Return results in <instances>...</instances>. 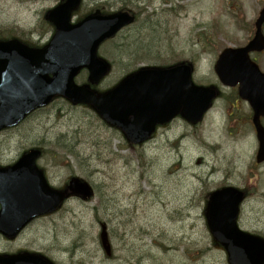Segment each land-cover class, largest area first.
<instances>
[{
	"label": "rangeland",
	"instance_id": "obj_1",
	"mask_svg": "<svg viewBox=\"0 0 264 264\" xmlns=\"http://www.w3.org/2000/svg\"><path fill=\"white\" fill-rule=\"evenodd\" d=\"M56 1L0 0V30L46 42L50 32L41 16ZM91 2L84 0L80 11ZM96 5L111 11L126 7L138 15L99 51L113 63L98 85L103 91L142 66L194 56L200 57V71L210 74L213 50L244 43L264 0H94ZM32 29L38 30L35 35L29 33ZM204 33L216 41L211 47ZM143 52L152 59L137 61ZM222 118L215 109L195 130L175 121L135 147L90 107L57 99L3 131L2 165L41 146L49 154L38 164L52 185L63 187L78 176L94 186L95 195L67 201L58 214L36 220L15 243L0 239V252L39 251L58 264H229L208 227L206 196L227 185L247 189L239 226L264 236V163H256L255 135L227 136ZM103 223L110 254L101 242Z\"/></svg>",
	"mask_w": 264,
	"mask_h": 264
},
{
	"label": "water",
	"instance_id": "obj_2",
	"mask_svg": "<svg viewBox=\"0 0 264 264\" xmlns=\"http://www.w3.org/2000/svg\"><path fill=\"white\" fill-rule=\"evenodd\" d=\"M78 1L67 0L50 13L57 33L45 49H33L17 40L0 41V129L18 124L56 95H63L73 103L93 105L133 143L148 139L156 125L171 119L182 105L189 120L198 122L202 118L216 92L193 83L190 64L143 67L101 95L88 85L76 84L75 76L84 66L89 68L90 81L94 84L108 74L110 64L98 57L97 48L133 20L130 13L118 12L96 14L94 18L71 25V11ZM263 23L264 8L257 21L255 38L245 48L225 49L216 67L224 83L241 82V95L252 103L257 113L258 161H264V127L258 121V117L264 115V74L257 65L253 63L255 68L251 65L248 52L264 49ZM82 38L91 41L81 42ZM40 154V150H32L14 166L0 168L3 204L0 230L12 212L19 214L25 209L38 215L53 210L62 201L63 194L49 187L36 165ZM71 190L84 196L92 192L90 186L79 179L72 181ZM243 199L244 192L235 187L213 192L207 212L208 225L215 239L227 250L230 264H264V239L242 231L237 225ZM21 225L24 224L19 227ZM3 231L8 235L13 233L11 228ZM0 263L52 264L28 255L0 256Z\"/></svg>",
	"mask_w": 264,
	"mask_h": 264
},
{
	"label": "flooded vegetation",
	"instance_id": "obj_3",
	"mask_svg": "<svg viewBox=\"0 0 264 264\" xmlns=\"http://www.w3.org/2000/svg\"><path fill=\"white\" fill-rule=\"evenodd\" d=\"M90 8H91V12L94 13V0H92ZM51 30H53L52 26L50 28H47L46 30L50 32L49 38L52 35ZM0 33H1V30H0ZM253 35L254 34L250 32L243 45L247 44L254 37ZM210 43L212 44V41L208 40L209 45ZM219 55H220V50L218 51V49L215 48L213 50V61H212L213 66H212L210 74H204L200 72V70L198 69V63H197L199 62L198 57L195 56L191 60L194 63V68H195L194 73H196V75L198 76L199 81H200L199 83L203 85L213 86L217 90V97L216 99H214L212 108H211L212 111L211 110H210L211 112L209 111L210 115L214 113L215 109L220 110V112L223 115V118L221 121V127L224 129L226 135L229 137H239L241 135L246 134L247 133L246 131H251L255 134L256 131H255V127L253 124L254 113H253L250 103L240 96V84L238 83L237 85H234V86L224 85L215 71V64L219 58ZM250 57L254 62H256L260 66V69L264 72V50L263 51H253L250 53ZM79 76L82 79L87 78L88 71L82 70L79 73ZM175 121L184 122L186 126L192 130L198 129L200 125L202 124V123H199V124L189 123L188 121L184 119L182 115H178L170 123L162 127H159L158 133L160 132V130L170 127L171 124H173V122ZM261 122L264 125L263 116L261 117ZM6 130L8 131L10 129H6ZM2 132L3 130L0 131V134ZM72 199H78V197L70 196L68 198V201ZM1 208H2V205L0 203V210ZM60 211L61 209L60 210L58 209L52 213L45 214L43 216H38L36 218L31 219L30 221H27V223L23 225V227L15 235L11 237L0 233V239L8 243H15L36 220L43 219V218H50L58 214ZM10 217L14 221L12 226L18 227L21 224L20 220H23V219L25 220L26 218L29 217V215L24 214L21 216L18 214H14L13 216H10ZM25 252H30V250L23 249V250H17L16 252H10V253L0 252V253H2L3 255L4 254L14 255L17 253H25Z\"/></svg>",
	"mask_w": 264,
	"mask_h": 264
},
{
	"label": "trees",
	"instance_id": "obj_4",
	"mask_svg": "<svg viewBox=\"0 0 264 264\" xmlns=\"http://www.w3.org/2000/svg\"><path fill=\"white\" fill-rule=\"evenodd\" d=\"M123 55H126V54H125V53H123ZM140 59H142V60H143V59H145V58H144V56H143V57H142V58H140Z\"/></svg>",
	"mask_w": 264,
	"mask_h": 264
}]
</instances>
